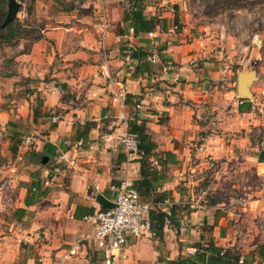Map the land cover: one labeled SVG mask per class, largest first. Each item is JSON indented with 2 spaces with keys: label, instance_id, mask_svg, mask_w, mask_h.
I'll return each mask as SVG.
<instances>
[{
  "label": "crops",
  "instance_id": "obj_1",
  "mask_svg": "<svg viewBox=\"0 0 264 264\" xmlns=\"http://www.w3.org/2000/svg\"><path fill=\"white\" fill-rule=\"evenodd\" d=\"M81 1V13L72 7L59 24L37 25L33 32L40 38L26 36L13 48L16 70L10 76L25 82L29 94L0 112V178L15 169L6 190L14 203L7 205L0 195L5 207L0 212V264H104L88 241L91 224L82 216L103 209L96 194L113 202V187L124 169L133 171L135 179L139 176V156H127L118 139L133 113L146 121L157 152L173 154L157 191L178 208L161 238L129 235L125 258L115 264H170L194 239L212 241L230 261L264 264V160L258 161L247 135V129L264 127V105L258 108L261 115L254 112L253 94L251 109L239 111L245 106L236 94L240 69L232 70L231 60L222 61L214 35L197 37L188 18L179 20L174 43L163 49L158 63H150L147 55L132 56L136 51L146 54L150 40L147 34L129 33L123 21L125 0H101L109 20L101 45L100 3ZM168 5L146 0L143 12L150 18L160 12L168 26L176 15ZM162 32L154 31L160 38ZM246 50L244 43L239 45V52ZM106 72L127 86L124 118L111 103L116 83ZM36 98L38 114L33 112ZM52 113L60 116L57 123L51 121ZM77 128L84 130L80 137ZM241 129L244 135L234 134ZM30 131L32 145L13 151ZM43 156L48 158L45 164ZM214 165L217 185L232 182L227 202H208L207 190L201 188L202 173ZM17 208L25 210L20 218L13 214Z\"/></svg>",
  "mask_w": 264,
  "mask_h": 264
},
{
  "label": "rangeland",
  "instance_id": "obj_2",
  "mask_svg": "<svg viewBox=\"0 0 264 264\" xmlns=\"http://www.w3.org/2000/svg\"><path fill=\"white\" fill-rule=\"evenodd\" d=\"M165 1L167 7L170 8L168 4L173 6L176 14L175 17L179 20L185 21L188 18V23L195 30H198L197 37H206L205 34L207 33L214 35L221 49L222 61L231 60L232 63H230L231 61L229 62V67L231 65L232 70L235 71L238 67L240 71L250 69L257 71L258 79L252 84L251 90L257 98L254 112L259 114L258 108L262 107V104L264 105V0ZM81 3V0H58L56 3H51V0H35L34 3H30L29 0H23L20 2L21 7L15 20L23 25L24 36H34L33 31H38L37 25L41 27L45 23L50 26L59 24L57 22L59 17L63 15V12L70 10L72 7H76L77 11L81 13L82 10L79 7ZM254 34H257V41L253 40ZM243 43L248 47V50L241 53L238 51V47ZM16 52L13 47L7 46L5 43L0 45V112L12 109L10 106L16 103L11 101L18 99V96L21 95V97L28 98L29 88H27L25 82L21 79L13 80L11 78L14 74L13 69L16 70V67L13 66V53ZM19 127L21 128V126ZM244 131V129H241L234 134L242 136L244 135ZM247 135L252 143L251 147L254 145L257 148L256 152L264 150V127L255 126L250 130L247 129ZM1 139L2 141L4 140L0 136ZM0 151H2L1 143ZM250 152L253 151L250 150ZM217 164L222 172L224 170L223 166L219 163ZM214 167L215 165L202 173L204 174V179L201 188L207 190L205 195L208 197V202H227L229 195L232 193L229 191L232 182L228 183V180L224 182L221 178L223 182L217 185L218 179L214 178ZM252 181L254 185L258 184L256 180L253 179ZM208 186L210 187L209 189H207ZM197 242L200 241L194 239L189 244L194 246ZM206 243L207 241L202 242V244ZM182 250L185 251L183 254L185 257L186 249L183 248Z\"/></svg>",
  "mask_w": 264,
  "mask_h": 264
},
{
  "label": "built area",
  "instance_id": "obj_3",
  "mask_svg": "<svg viewBox=\"0 0 264 264\" xmlns=\"http://www.w3.org/2000/svg\"><path fill=\"white\" fill-rule=\"evenodd\" d=\"M100 3L99 20V43L102 45L106 38V33L109 26V20L105 14L104 8ZM161 2L164 0H160ZM179 31L178 25L175 22L169 24L165 31L162 32L163 37L160 38L154 31L148 32L147 36L150 40V49L147 58L150 63L155 64L160 61V56L165 47L174 43V37ZM129 33L133 34V29L129 28ZM253 40L257 41V34L253 35ZM125 61L130 62V55L125 56ZM106 66V61L103 64ZM167 69H170L168 66ZM106 78L111 82L116 83V88L112 91L111 103L119 110L118 116L124 118V111L127 106V86L124 82L114 79L106 72ZM140 105L136 104V108ZM60 116L52 113L51 121L57 123ZM123 151L127 156H139L140 151L138 147L139 140L137 136L128 130L123 132L118 137ZM33 143V134L28 132L20 140L18 149L21 151L28 149ZM197 152L202 151L201 145H196ZM63 158V155L60 156ZM15 169H11L8 174L0 178V195L5 197L7 205L14 203L12 197L6 194V190L10 187L14 179ZM133 171L124 169L123 177L119 184L113 188L116 190V195L113 200V207L108 209H100L94 212L85 214L82 219L91 224V230L87 236L88 241L94 246L102 256L104 264H115L119 259L125 258L124 247L127 243L129 235L133 237L149 236L155 237L156 234L152 229L149 212L152 204L148 201H142L139 192L134 187ZM236 201L240 202V197ZM163 204L168 208L171 203L165 200ZM5 209L0 205V212ZM21 242H26L23 237H18ZM73 252V250H71ZM197 251L195 246L186 249V255H193ZM223 251L220 252L222 254ZM63 258H65L63 256ZM41 259H39L40 261ZM242 264V259L238 260Z\"/></svg>",
  "mask_w": 264,
  "mask_h": 264
},
{
  "label": "trees",
  "instance_id": "obj_4",
  "mask_svg": "<svg viewBox=\"0 0 264 264\" xmlns=\"http://www.w3.org/2000/svg\"><path fill=\"white\" fill-rule=\"evenodd\" d=\"M22 2L23 0H18ZM30 3H34L35 0H29ZM58 0H53L56 3ZM146 0H125L123 21L127 24L128 28L133 29V35L138 36L142 34H147L155 30L165 31L166 18L158 12L154 17H148L143 12V4ZM8 0H0V45L5 43L7 46L15 48L21 39L26 36L23 35L24 29L23 25L17 20L1 26L4 18L6 5ZM7 12V11H6ZM180 30L181 23L177 17L174 21ZM32 37V36H31ZM35 39L40 38V35L33 36ZM143 55H148V52L143 53L140 51L132 52V56L137 58ZM245 100V106L239 108V111H249L251 109V102ZM39 99L36 98L37 106L33 108V112L38 114ZM78 130L79 133L78 134ZM128 130L129 132L135 134L139 140L138 147L140 155L138 158L139 162V176L134 180V187L139 192L140 199L142 201H148L152 204V208L149 212V217L151 220L152 229L154 230L156 237L161 238L163 235V228L165 224H170L173 218L176 216L177 205L171 204L167 210L161 208V204L167 199V194L165 192L159 193L157 191V184L167 177L166 169L167 164L174 161L173 154L169 151L157 152V144L153 141L149 128L147 127L146 121L144 119H138L133 113V116L128 120ZM84 130L77 128V137L82 135ZM17 142L13 145V151L16 150ZM257 159L259 162L264 160V150L257 153ZM160 166V168H158ZM31 200L25 198V203H29ZM170 201V200H169ZM211 202V201H210ZM25 212L22 208H17L14 210V215L20 218L21 214ZM197 251L193 255H186L185 257L179 256L175 260L170 261V264H205L207 255H212L214 259L218 260L225 257V251L220 254L221 249L217 248L212 241H208L205 244L197 242L194 245ZM264 258V256H263ZM233 264H239L238 261H231ZM248 264V263H242Z\"/></svg>",
  "mask_w": 264,
  "mask_h": 264
},
{
  "label": "water",
  "instance_id": "obj_5",
  "mask_svg": "<svg viewBox=\"0 0 264 264\" xmlns=\"http://www.w3.org/2000/svg\"><path fill=\"white\" fill-rule=\"evenodd\" d=\"M21 7L20 2L17 0H8L7 3V12L1 26H5L13 22L17 16V13ZM258 79L257 71L254 69L250 70H241L237 72L236 78V94L240 98H244L248 101H253V92L251 90L252 84ZM48 158L43 156L41 158V163L45 164ZM95 201L103 208L108 209L113 207V202L105 198L102 194H96ZM205 264H233L230 260L221 258L214 259L212 255H207Z\"/></svg>",
  "mask_w": 264,
  "mask_h": 264
}]
</instances>
